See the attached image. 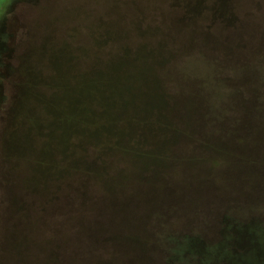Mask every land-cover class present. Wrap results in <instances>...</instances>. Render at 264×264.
Masks as SVG:
<instances>
[{"label":"trees","instance_id":"obj_1","mask_svg":"<svg viewBox=\"0 0 264 264\" xmlns=\"http://www.w3.org/2000/svg\"><path fill=\"white\" fill-rule=\"evenodd\" d=\"M118 1L99 0L94 34L87 17L65 24V43L84 51L65 56L63 81L101 69L98 84L115 81L137 102L119 113V133L105 137L111 148L74 131L89 151L54 148L74 170L43 219L0 195L4 240L23 254L28 235L33 264H243L251 252L264 264V246H255L256 228L264 232V0ZM133 129L140 133L127 140ZM3 159L7 189L18 166ZM112 169L119 181L104 188L98 173ZM88 173L96 181L86 182ZM57 210L65 219L54 220Z\"/></svg>","mask_w":264,"mask_h":264},{"label":"rangeland","instance_id":"obj_2","mask_svg":"<svg viewBox=\"0 0 264 264\" xmlns=\"http://www.w3.org/2000/svg\"><path fill=\"white\" fill-rule=\"evenodd\" d=\"M188 1L191 4V1ZM236 1L227 0L226 5L220 0L219 4L230 6L229 4H235ZM18 3L19 16L12 15ZM24 4L27 7L23 8ZM208 4V0H203L202 5L208 6ZM100 6L99 0H0V172L6 164L3 162L5 156L10 157L12 165L18 166V170L13 172L12 187L3 188L8 183L0 180V195L8 192L13 198L15 197L13 205L15 203L16 210L20 206H24L26 212L40 210L41 216H37L42 219L46 216L43 214L56 209L65 198V183H67L65 176L74 170L55 157L54 148L60 146L65 153V149L71 150L68 146L71 145L78 153H83V150L89 151L90 143L83 142L77 137L73 138L74 132L85 138L91 136L96 142L93 143L100 149L108 148L109 143L112 146L114 143L108 142L105 137L119 133L116 132V122L122 117L119 113L124 108L128 109L129 102L133 105L137 102L134 98L127 99L125 91L122 90L123 93H120L119 90H114L120 88L115 81L98 84L103 78L99 74L101 69L93 72L91 78L80 77L73 82L63 81L65 56L74 59L84 51L79 46L78 48L65 43V24L78 23L75 21L80 22L87 17L86 19L92 24L94 34L97 26L94 21L98 20ZM75 15L78 16L77 19L74 18ZM99 19L107 20L101 15ZM78 33L74 31L69 35L79 37ZM90 35L94 36L91 33ZM122 68L115 66L112 71L116 74ZM122 70L128 72L130 68L126 66ZM55 78L59 80L54 82ZM60 83L62 89L59 90L56 85ZM244 86L248 91L249 82ZM146 98L151 103L153 97L146 94ZM96 107H103V110L98 112L99 109ZM134 114L139 119L147 117V114L143 113ZM132 118H134L133 114L128 118L127 125ZM137 124L149 131L150 126ZM138 133L140 132L133 129L127 140L130 138V141H134ZM139 145L136 146L137 149L142 148ZM21 155L24 159L29 158L31 162L27 160L25 164ZM110 172L105 175L98 173L104 188L106 186L109 189L113 188L119 181L118 177L114 176V172L118 170ZM84 178L86 182L90 179L96 181L92 174ZM60 217L65 219V214L57 210V213H54V220L61 221ZM0 228L2 229L0 230V264H33L35 254L29 236L26 235V252L16 254L13 249L15 245L7 243L9 240H4L7 237L3 227ZM256 229H259L256 233L259 234V238L258 245L255 246L263 247L264 232L259 227ZM8 235L11 236L10 233ZM16 238H20V235ZM23 239L24 237L21 236V240ZM191 248L196 249L192 245ZM213 251L218 255L221 252L218 249ZM255 258H257L256 254L251 252L243 264H249L248 261L255 264ZM40 260L41 264L47 263L44 257Z\"/></svg>","mask_w":264,"mask_h":264}]
</instances>
